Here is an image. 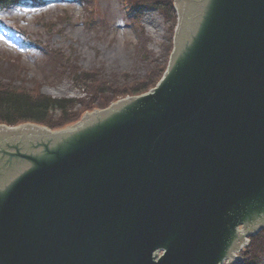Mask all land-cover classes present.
Listing matches in <instances>:
<instances>
[{"label":"water","instance_id":"1","mask_svg":"<svg viewBox=\"0 0 264 264\" xmlns=\"http://www.w3.org/2000/svg\"><path fill=\"white\" fill-rule=\"evenodd\" d=\"M173 2L154 88L61 130L0 123V264H46L71 216L52 264L94 244L96 264H224L264 230V0Z\"/></svg>","mask_w":264,"mask_h":264},{"label":"rangeland","instance_id":"2","mask_svg":"<svg viewBox=\"0 0 264 264\" xmlns=\"http://www.w3.org/2000/svg\"><path fill=\"white\" fill-rule=\"evenodd\" d=\"M142 14L139 24L129 22L122 0H5L0 3V57L21 68L16 85L28 93L64 100V105L68 100L89 104L94 98L88 84H93L83 83L82 72H98L117 89L145 75L144 57H139L144 48H137L133 25L142 26L147 38L150 66L162 61L171 24L161 10ZM249 249L241 252L240 261L226 264H264V253L251 259Z\"/></svg>","mask_w":264,"mask_h":264},{"label":"trees","instance_id":"3","mask_svg":"<svg viewBox=\"0 0 264 264\" xmlns=\"http://www.w3.org/2000/svg\"><path fill=\"white\" fill-rule=\"evenodd\" d=\"M123 4L133 23L139 24L138 20L140 21L142 12L150 9L161 10L167 18V21L170 22L169 42L166 45V51L160 63H158L159 60L157 62L154 61L155 64L152 65L153 67L150 66L152 59H150L149 54H147V48H145L147 38L142 31V26L138 24L133 25L137 29V35L139 37L137 48L139 50L144 48V51L139 53V57H144L141 65L145 66V75L143 76L142 74L140 77H135L136 80L131 79L130 85H124L125 87H121L122 89H117L114 85L115 83L112 81H108L107 79L105 81L101 80L97 74L98 72H82L79 75L84 79L83 83L92 82L93 84L87 83L91 88L89 95L91 98H94V101L87 104L89 100L87 103L80 102L81 104L77 103L75 105L68 100V103L64 105V100H51L49 97L41 96L38 94L39 92L32 95L33 93H28L29 91L25 86L16 85L17 78L19 79L21 77V68L18 69L15 63L0 57V123L17 125L21 122H35L43 126L45 125L50 129L62 128L66 124L77 121L83 112L106 108L111 102L126 96L143 94L154 87L165 71L169 59L168 56L172 50L171 43L176 25V13L172 6V0H123ZM166 6H168L167 9ZM109 85L114 86L109 87ZM24 89L27 93L23 92ZM69 109H72V114L67 113ZM249 245L248 248L250 249L248 254L251 256V259L262 255L264 253V233L261 232L255 238H252Z\"/></svg>","mask_w":264,"mask_h":264},{"label":"bare ground","instance_id":"4","mask_svg":"<svg viewBox=\"0 0 264 264\" xmlns=\"http://www.w3.org/2000/svg\"><path fill=\"white\" fill-rule=\"evenodd\" d=\"M97 173V172H96ZM94 191V190H93ZM101 191V189H100ZM98 191V192H100ZM95 192V191H94ZM97 193V192H96ZM230 212V211H228ZM70 218L73 219V217L71 216ZM70 219L68 222V228L65 230V232H63L64 238L61 237L59 240H57L59 237H57V239L51 240V243L47 244V245H42L43 249H39L37 253L41 254V256H43L46 264H52L55 263L58 259H61L63 257H65V254L67 253V248L69 247V243L66 242L67 240H75L76 236L79 235L81 233L80 227L79 226H75L76 224L73 222V220ZM42 226L45 227L48 223H50V220H45L42 222ZM57 223H59L57 221ZM27 229V227H26ZM26 229H24V233H26ZM237 235H239L238 233H236ZM42 234H37L34 238V243L37 244L38 240H41V242L43 241V239L41 238ZM248 240H250L249 237H244L243 242H242V246L240 247V249H235L231 255H234L233 258L231 260H234L235 257L238 258V256H240L241 252L248 247ZM31 241V240H30ZM39 248V247H38ZM91 253H90V257L92 258L91 260L97 259L96 263H100L102 257H103V253L101 252L99 246H97L96 244H94L91 247ZM236 258V259H237ZM77 260V261H76ZM76 260H74L72 257H70L68 259V261L70 263H81V264H90V261H87L86 259H83V257L81 256V254H79L78 256H76ZM96 263H91V264H96ZM25 264V263H23Z\"/></svg>","mask_w":264,"mask_h":264}]
</instances>
